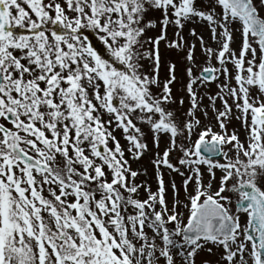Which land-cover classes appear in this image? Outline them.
I'll list each match as a JSON object with an SVG mask.
<instances>
[{
  "label": "snow or ice",
  "instance_id": "1",
  "mask_svg": "<svg viewBox=\"0 0 264 264\" xmlns=\"http://www.w3.org/2000/svg\"><path fill=\"white\" fill-rule=\"evenodd\" d=\"M195 23L216 43L190 30L207 62L197 75L184 37ZM162 42L190 65L183 119L176 65L159 78ZM137 121L157 150L155 191L132 168L151 151ZM201 253L216 259L200 264H264V0H0V264H197Z\"/></svg>",
  "mask_w": 264,
  "mask_h": 264
},
{
  "label": "rangeland",
  "instance_id": "2",
  "mask_svg": "<svg viewBox=\"0 0 264 264\" xmlns=\"http://www.w3.org/2000/svg\"><path fill=\"white\" fill-rule=\"evenodd\" d=\"M156 16H159V13L156 14ZM158 23V22H157ZM192 28L196 29V32L199 35H202L204 37V40L208 42L210 46L213 48L216 47L215 41L212 40L211 38V33L207 29L206 26H203L200 23H195V24H189L185 27L184 29V37L187 41H189L192 44L196 45V64L193 67V74L197 75L199 74V71L202 67L207 65V62L205 61L204 55L200 51V44L199 42L194 38L190 36V30ZM236 28H239V25H236ZM159 33V24L156 29L149 30L148 35L149 36H156ZM86 36L89 38V42L93 45L94 49L97 51L99 55L102 56V58L109 59L111 60L110 56V51L108 48L104 45L103 41L97 36L96 34L92 32L86 31L84 33ZM169 38L172 37V28H169L168 32ZM240 43H241V36L239 31L234 32V43L232 47L238 52L240 48ZM160 53H161V66H160V71H159V78L161 80H166L168 78V65L170 63H174L176 65V82L172 85L173 88V93L174 97L178 100L182 98L184 100V105L180 106L179 104H173L171 107L176 111L177 116L180 119H183V113H185L188 108H189V100L187 96V92L185 89V85L188 83V76L186 74V69L189 67V62H187L184 59V54L178 50L168 48L164 42L161 43L160 45ZM212 63H215L213 60ZM117 67L122 68L123 66L117 65ZM152 69L146 64V71L150 72ZM223 79V78H221ZM217 91L216 84L212 83L208 85L207 87V92L208 94H213ZM199 93L201 95H204L205 89L201 87L199 89ZM208 101L205 98L203 101L204 105H207ZM217 104L219 105V101H217ZM209 115L211 116V111H209ZM201 120H204V117L201 116ZM207 122V121H205ZM213 125V130L214 131H219V128L215 126V121L214 119L211 121ZM138 126H140L145 133L146 136V142L149 144V147L151 151L146 154L139 162H132V168L134 170H140L143 174L137 177L136 182L138 183H146L153 191L156 190L157 184H156V177H157V170L154 168L152 164V159H153V154L157 151L153 147L152 143V133L149 131V128L146 124H142L140 121H137ZM240 129V135L241 139L244 138L243 135V130L240 128V123L239 121L233 120L232 123L229 125V131H234ZM117 138L121 140L122 144L126 145V141L122 139L121 134L119 131L116 132ZM195 139V136L193 137ZM168 144V138L167 136H163L160 140V148L159 151L162 153L163 150L166 148ZM173 162H175V154L173 156ZM164 173V178L166 181L169 180H174L177 185H180L182 183V178L175 174L174 172H170L168 169H162ZM219 176L220 173L217 171V180L213 182L214 184V190L216 187H218L219 184ZM205 181H207V172L205 170ZM232 199L233 202L236 200V194L234 193H227ZM147 193L144 191H141L140 193V198L144 199L146 198ZM168 198L171 200V189H169L168 192ZM181 199H183V192H181ZM216 257L210 256L207 253H201L198 258H197V264H200L201 261L203 260H209V261H214Z\"/></svg>",
  "mask_w": 264,
  "mask_h": 264
}]
</instances>
